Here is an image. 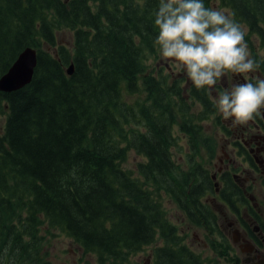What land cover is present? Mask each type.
I'll use <instances>...</instances> for the list:
<instances>
[{
    "label": "trees",
    "instance_id": "obj_1",
    "mask_svg": "<svg viewBox=\"0 0 264 264\" xmlns=\"http://www.w3.org/2000/svg\"><path fill=\"white\" fill-rule=\"evenodd\" d=\"M203 3L229 10L264 69V0ZM159 4L0 0V78L25 48L38 53L30 83L0 90V264H56L45 248L54 230L99 264H128L157 240L155 264H205L164 204L170 197L201 225L200 205H187L198 171L178 169L172 129L201 132L202 116L173 90L167 70L150 67L161 57ZM66 31L69 43L60 40ZM131 149L145 159L134 169L126 166Z\"/></svg>",
    "mask_w": 264,
    "mask_h": 264
},
{
    "label": "flooded vegetation",
    "instance_id": "obj_2",
    "mask_svg": "<svg viewBox=\"0 0 264 264\" xmlns=\"http://www.w3.org/2000/svg\"><path fill=\"white\" fill-rule=\"evenodd\" d=\"M248 52L254 60L252 47L248 46ZM163 62L159 60L158 64ZM168 64L165 62L164 67L173 90L181 92L202 116L195 120L201 132L186 131L179 123L174 125L172 134L178 142L172 156L179 154L178 161L174 158L178 169L195 174L198 171L194 178L198 188L190 191L187 205H200L196 216L201 225L191 224L190 228L199 227L200 234L195 236L207 252L197 251L195 240L189 242L190 236L181 230L180 235L205 264H264V108L248 124L233 127L216 107L220 93L237 84L264 79V69L260 65L246 74L226 73L211 89H202L208 94L204 102L197 98L201 90L192 85L185 71L180 68L176 73ZM191 88L196 92L191 93ZM175 130L183 136L175 134Z\"/></svg>",
    "mask_w": 264,
    "mask_h": 264
},
{
    "label": "clouds",
    "instance_id": "obj_3",
    "mask_svg": "<svg viewBox=\"0 0 264 264\" xmlns=\"http://www.w3.org/2000/svg\"><path fill=\"white\" fill-rule=\"evenodd\" d=\"M154 44L163 60L176 62L197 90H209L226 74H246L260 65L249 58L245 33L203 0H160ZM216 107L233 127L248 124L264 108V79L219 94Z\"/></svg>",
    "mask_w": 264,
    "mask_h": 264
},
{
    "label": "rangeland",
    "instance_id": "obj_4",
    "mask_svg": "<svg viewBox=\"0 0 264 264\" xmlns=\"http://www.w3.org/2000/svg\"><path fill=\"white\" fill-rule=\"evenodd\" d=\"M215 6L218 10L222 11L224 14L229 12L227 8H223L220 5L218 6L216 4ZM60 40L69 43L72 40V35L66 31L64 32V34L60 36ZM253 40H254V45L258 47L256 38H254ZM250 54L253 55V52H251ZM159 60H163L162 57H160ZM158 61L157 59L156 60L152 59L151 61H149V64L151 65L150 67H152L155 64L159 68V65L156 64ZM163 61L164 62L161 65H164L165 62H168L169 63L168 65H172L173 70H175L176 73L180 71L181 67L176 62L173 61L170 62L165 60ZM139 96L140 95L138 93L132 95H126V100L129 103L133 104L135 100L139 98ZM215 130H213V132ZM174 133L175 134L177 133V135H179L180 137L183 136L182 133L178 134L176 130L174 131ZM175 140L177 141V139ZM179 141L182 142V139L181 140L179 139ZM172 150L174 151L173 148ZM174 158L175 160L178 161L179 154H175ZM142 160L145 159L141 155H139L135 150L131 149L129 153V159L126 162V166L128 168L134 169L136 168V164ZM164 204L172 220L179 226L181 232L183 231L182 233H186L188 237L190 236L189 238L187 237L188 241L194 239L195 240L194 245L197 248V251L201 252L202 254L206 253L207 250L204 249V245L202 241L197 240L195 236L196 233L200 234V231L198 230L199 227L193 226L190 228V226H192L191 223L187 221V218L185 217L183 212L177 207L176 202L170 197L166 196V198H164ZM53 232L54 234L52 236L48 235L50 237L49 246H46L45 248L46 250L49 251L51 259L56 264H99L98 263L99 261L95 255L84 254L80 246L77 245L69 236H67L66 234H64L59 230H54ZM161 244L162 241L157 240V242L145 247L144 250L132 254L130 256V263L128 264H145V263L154 264L155 261L154 259L152 260L153 250L156 246H159Z\"/></svg>",
    "mask_w": 264,
    "mask_h": 264
},
{
    "label": "water",
    "instance_id": "obj_5",
    "mask_svg": "<svg viewBox=\"0 0 264 264\" xmlns=\"http://www.w3.org/2000/svg\"><path fill=\"white\" fill-rule=\"evenodd\" d=\"M37 56L36 51L32 48H27L22 51L9 70L0 78V90L12 92L27 85L34 73ZM74 72V65L71 64L68 68V73Z\"/></svg>",
    "mask_w": 264,
    "mask_h": 264
}]
</instances>
